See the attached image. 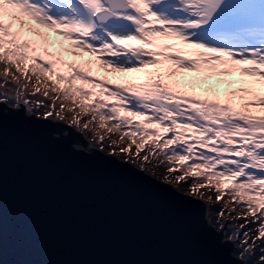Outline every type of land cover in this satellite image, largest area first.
<instances>
[{
  "label": "snow or ice",
  "instance_id": "snow-or-ice-1",
  "mask_svg": "<svg viewBox=\"0 0 264 264\" xmlns=\"http://www.w3.org/2000/svg\"><path fill=\"white\" fill-rule=\"evenodd\" d=\"M0 65L36 119L119 133L141 171L243 208L227 240L264 264V0H0Z\"/></svg>",
  "mask_w": 264,
  "mask_h": 264
},
{
  "label": "water",
  "instance_id": "water-1",
  "mask_svg": "<svg viewBox=\"0 0 264 264\" xmlns=\"http://www.w3.org/2000/svg\"><path fill=\"white\" fill-rule=\"evenodd\" d=\"M15 103H0V264H240L204 198Z\"/></svg>",
  "mask_w": 264,
  "mask_h": 264
},
{
  "label": "rangeland",
  "instance_id": "rangeland-1",
  "mask_svg": "<svg viewBox=\"0 0 264 264\" xmlns=\"http://www.w3.org/2000/svg\"><path fill=\"white\" fill-rule=\"evenodd\" d=\"M87 56L86 53L82 54ZM3 71V65H0V72ZM104 71H108L110 72V69H105ZM218 89H220L221 91H223V89L227 88L228 85H222V84H216L215 85ZM16 85L14 83H12L9 79L8 83L4 82V78L3 76H0V94H2V96H0V98H3V96H7L11 99V101L9 102L11 103H15L16 99ZM205 87H207V85H205ZM200 89L197 88V91H199ZM39 95V94H37ZM26 99H29L30 101L34 99V97L26 95L25 96ZM42 98V97H41ZM47 103V102H46ZM53 118H56L55 116H53ZM88 119V118H85ZM67 121V120H65ZM83 123V120H82ZM82 129V127L80 128ZM83 130V129H82ZM84 133L86 134V136L88 138H90L95 144L99 145L102 143L103 144V149L107 150V151H112L116 154H118L121 157H128L130 160H133L136 164H138L140 166V164L142 163V158L144 153L141 152V159L140 160H136L134 158H132V153H135V146L132 147L131 153H120L119 152V148L120 147H126L129 143V141L127 139L121 141L119 138V133H109L106 134L102 131L101 134L105 135V140L102 142H98V139L95 135V133L92 131V126L90 125L89 130L85 131L83 130ZM112 141H116V146H115V150L113 149V147H111V143ZM137 143H139V141H137ZM159 164V160H152L150 163H145L144 164V168H146V170H148L150 173H152L154 176L162 179V180H166L172 184H176L175 182V175H171L167 172V168L165 166H158ZM179 174V173H177ZM167 177V179H166ZM193 182V178H189V182L188 183H181L184 187H185V191L187 193H191L190 191V184ZM176 186V185H175ZM201 192L205 193L204 196H200V195H196L199 196L201 198H204L208 203H210L209 206V216L212 218L213 221H222L223 218L225 217H230L231 219V223L229 224V229L226 232L227 235L232 234V231L235 229H239L240 225L242 223H244L243 220V212L244 209L241 208L239 205H234L233 203L229 202L227 198H222L220 201L216 200L215 194L211 191H209L208 189H200ZM225 209L224 211V215L221 216L220 215V210L221 209ZM228 209H232L231 212L228 211ZM213 212L215 214V217L213 215V217L211 216ZM211 214V215H210ZM239 217V219H238ZM216 226H219V223H214ZM254 235V233L249 232L248 236L252 237ZM237 242L238 244L241 246L239 250L236 251V254H239V251L242 250L243 248V242L245 240V236L243 231H240L237 233ZM258 258V257H257Z\"/></svg>",
  "mask_w": 264,
  "mask_h": 264
},
{
  "label": "trees",
  "instance_id": "trees-1",
  "mask_svg": "<svg viewBox=\"0 0 264 264\" xmlns=\"http://www.w3.org/2000/svg\"><path fill=\"white\" fill-rule=\"evenodd\" d=\"M175 185H176V187H177L178 189H180V190H183V191L186 190L185 187H184L182 184H179V185H178V184L176 183ZM209 206H210V203H209ZM209 213H210V212H209ZM211 213H212V215H211V214H210V215H211L212 217H213V215H214V217H215V214H214L213 212H211Z\"/></svg>",
  "mask_w": 264,
  "mask_h": 264
},
{
  "label": "bare ground",
  "instance_id": "bare-ground-1",
  "mask_svg": "<svg viewBox=\"0 0 264 264\" xmlns=\"http://www.w3.org/2000/svg\"><path fill=\"white\" fill-rule=\"evenodd\" d=\"M207 211H209V208L207 209ZM207 217H209V213L207 214Z\"/></svg>",
  "mask_w": 264,
  "mask_h": 264
}]
</instances>
